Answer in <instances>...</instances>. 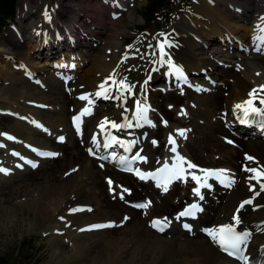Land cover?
I'll return each mask as SVG.
<instances>
[{
    "label": "bare ground",
    "instance_id": "bare-ground-1",
    "mask_svg": "<svg viewBox=\"0 0 264 264\" xmlns=\"http://www.w3.org/2000/svg\"><path fill=\"white\" fill-rule=\"evenodd\" d=\"M125 2L126 0H111L113 4L111 6L117 17L115 27L117 33L127 29L122 22V3ZM39 3L41 4L39 8L27 7L25 13L28 17H32L38 9L47 11L46 0H39ZM103 6L105 7L104 3ZM196 9L198 10L196 15L201 20L192 15L189 21L185 22L184 19L176 21V27L170 31L172 35L166 44L162 37H157L155 41H152L148 34L141 35L131 47H125L122 39H115L114 51L110 58L107 57L108 53L104 49L105 55L94 58L88 69L81 74L79 70L78 78L76 74L55 72L56 70L52 72L44 70L40 73L42 69L38 70L34 66L32 63L34 56L24 47V42L30 39L29 43L36 40V46L39 49H44L46 45L45 48L51 46V50L55 49L52 48L55 39L52 31L53 34L54 32L57 34L58 28L62 26L72 29L71 24L68 27L63 24L57 26L58 18L51 15L47 19L50 12L30 25L33 39L29 36L27 39L14 40L11 49L3 51V57L11 62L6 60L10 63V67L2 69L5 71L1 70V74L7 79L4 83L7 84H0V109L13 114L1 116L2 119L11 120L12 125L6 124L7 126L0 127V134H7L0 135V149L3 150H0V169H2L0 171V182L2 183L0 197L16 195L17 199L14 202L17 204L12 210L16 215H19L22 210L23 220L30 218L36 221L41 220V223L33 221L34 225L40 224L38 226L40 231L67 232L66 238L60 234L51 236L53 260L63 259L67 264H236L235 260L219 250L217 244L203 230L233 223L232 217L236 214L240 203L244 199L251 198L252 203L245 205L239 212L240 224L236 226V229L249 233L244 247L247 248L248 254L256 258L255 264L264 263V187H262L264 177L246 171L249 168H256L258 171L264 169V111L251 113V108H249L250 115L243 117L242 110L234 109L236 104L249 99L248 93L255 88L254 85H258L256 88L264 85V55L247 58L243 62L237 60L227 66L215 57L221 52L225 55L231 53L230 48L214 42L207 45L206 43H209L207 40L205 44L201 40V32L204 28L201 22L207 16L209 19L207 26L219 33L223 30L224 34L227 32L229 36L235 33L231 21L251 23L256 32L251 36L250 43L264 45V0H197ZM81 10H83L82 7L78 9V11ZM54 12L60 13L56 10ZM83 14V11L77 13L78 16ZM74 31L76 30L73 27L71 35ZM208 31L210 33V30ZM75 35L89 41L92 40L95 47L101 43L98 39L96 41L89 31L79 33L76 31ZM151 43L158 46L155 48L157 52L153 57L150 55L153 46ZM162 43L164 44L163 60H170L171 64L160 62L162 57L159 45ZM239 50L238 47L237 51L240 52ZM35 54L36 56L42 55L40 52H35ZM136 56L138 57L133 58ZM17 64H20L24 70L38 71L40 75L37 74L36 78L40 76L39 83L42 82L46 88L41 90L34 82L32 83L29 71H16L14 67ZM173 65L181 72H191L193 74L191 79L194 80L196 86L205 88L211 85L207 82L206 76H202L203 71L207 70L213 80L220 79L221 82L223 80L226 92L222 95V91L216 88L217 91L212 97L211 94L205 92L206 89L200 91V94L197 93L195 91L197 89H194L196 86L190 87L186 84L187 81L180 82V77L172 70ZM256 65H262L261 69ZM236 66H242L244 71L239 72ZM161 72L171 73V76H168L170 79L164 85L167 92L165 95H162L159 89L152 87V83L159 78L158 75ZM110 75L116 81L125 78L127 84L134 85L132 92H124L123 98H114L117 96L118 89L112 80H108ZM106 80L108 81L105 84L107 98L95 96L94 94L101 90L99 85ZM69 84L71 95L64 91V85L69 87ZM62 88L63 91L61 94L57 93L58 98L51 107L56 108L52 116L47 115L45 118L40 116V107L36 102H39L41 107L49 106L55 90H62ZM82 95L88 96L92 104L89 105L87 100H81L79 97ZM160 96H163L161 102L159 101ZM262 98H264V92H257L251 107L264 109V105L259 103ZM165 100L176 103H184L183 101L187 100L186 113L181 114L182 119H177L179 123L170 126L169 120L172 119V114ZM137 101L142 106L147 107L148 104L157 106V111L164 120L159 123L158 128L153 129L152 122L143 123L139 127L135 126L136 121L132 118L137 108ZM67 103H71L68 105L70 109ZM85 107L94 108V114L83 115L82 124L85 136H79L69 115L80 113ZM246 107L249 106L246 105ZM150 113L151 119L156 116V112L151 111ZM217 113L220 116H217ZM14 115L16 118L13 117ZM67 116L68 120H66ZM218 117L220 122L219 120L212 121ZM21 118L25 121H21ZM37 119L40 121L35 127L34 121ZM105 119L109 123L102 129L99 125ZM128 120L132 121L133 127H111V122L123 125ZM244 120L257 121L261 126L257 130L255 128L246 129L251 126V123L239 126ZM68 123H71L72 129L67 127ZM226 124L230 126V131L226 129ZM162 125H165L166 129ZM183 126H186V129H183ZM178 130H184V135H179ZM50 131L56 133L57 139L63 137L66 142L58 144L50 141L49 138L41 139ZM162 131L163 135L159 140V145L154 146L153 140L157 138L154 136L155 133ZM190 131L191 134H189ZM232 131H234L233 136L230 137H233L239 148L218 139L221 136L228 138L227 135ZM198 132L203 135V140L199 145L192 143L194 133ZM116 134L118 137L128 136L126 147L120 148L121 144L104 147L105 141L110 140ZM170 135L176 141L178 154L185 159L194 160L205 168L226 167L229 174L236 177L233 187L231 189L220 187L218 192L213 193L209 191L218 184L213 179H207L210 182L209 186H204L202 182L198 184L192 177L185 180L182 176L180 179L173 180L168 185V191L165 192L162 187L157 186L155 181L144 179L142 181L136 178L135 170L149 172L165 160H172L175 154L170 151L172 147L168 143ZM185 135L190 136L187 142L184 141ZM8 136L14 139H8ZM84 137H86L83 143L86 145V152L81 146ZM93 137L96 138L95 143ZM133 141L135 143H132ZM133 145L143 146L141 157L146 159L131 163L132 174L119 171L117 165L125 166L120 164L118 158L124 156L131 160L130 156L136 150L131 154L126 148L131 149ZM89 148L95 155L100 154L101 157H106V159L100 158V166L93 163ZM44 149L54 150L56 154L61 151L63 156L61 158L60 155L59 161L55 160L49 167L46 166L48 168L45 169V177L55 178L61 168L65 167V171L70 172L69 175H64L58 184H38L37 172L44 168V164L52 161V158L37 155ZM110 150L113 153L112 156L115 155L117 159L109 157L108 151ZM196 150L201 155L206 154L202 157L196 156L194 155ZM241 151L243 155L240 154ZM247 152L250 153L252 160L245 158L244 154ZM218 153H221L220 158L215 157ZM198 159H203L204 163L198 162ZM77 163L80 164L78 171L75 167ZM33 164L36 166L33 167ZM107 164L109 167H105ZM197 174L202 173H194V175ZM101 176H103L102 179ZM250 177L256 178L250 179ZM251 185L255 186L254 191L250 190ZM198 187L199 193L194 192V189ZM125 190H127L126 200L134 197L138 198L132 200L134 202L151 201L149 207L131 209L128 204H125V199H120ZM206 193V197L212 196L210 193H213L215 195L212 196L213 200L218 201L213 205L209 202L210 215L207 217L202 212L203 198ZM114 195H117L115 199L112 198ZM189 201L199 202L200 211L189 217L179 216L181 213L179 210ZM91 203L94 204L92 212L81 209L84 205H92ZM72 209H77V211H72ZM98 209L99 212H96ZM8 210L7 206L0 204V217L4 218ZM125 211L131 213L125 224L129 225L127 227H91L97 224H107L117 216H119L117 224L124 223ZM158 213L171 219L172 225L165 232L151 226L152 218L158 216ZM204 218L208 219V223H205ZM185 224H190L191 228H185ZM97 246H99L98 250L92 248ZM89 248L92 249L87 250ZM84 250L87 251L83 253Z\"/></svg>",
    "mask_w": 264,
    "mask_h": 264
},
{
    "label": "rangeland",
    "instance_id": "rangeland-1",
    "mask_svg": "<svg viewBox=\"0 0 264 264\" xmlns=\"http://www.w3.org/2000/svg\"><path fill=\"white\" fill-rule=\"evenodd\" d=\"M196 1L197 0H191L190 4H188L187 0H175V1L171 0L170 2L166 1L165 5L159 10L158 14L152 17L151 19L150 15L147 16V13H146V9L148 8V5H150V0H126L125 3H122V6H123L122 22L125 26H127V29H124L123 31H119L117 33L115 32L117 17H115L114 8L111 6L113 5L111 3V0H46L47 11H42V9H38V11H36V13L32 17H28L25 11L27 7L32 8V9L39 8V6L41 5L39 3V0H20L21 4H20L19 16L17 17L15 23L12 24V26L4 33L2 39L0 40V53H1L0 54V68H1L0 69V84H3L4 81L7 80L6 77H3V75L1 74V70L6 69L7 66L10 67V63L8 62H11L3 57V51L10 50L11 45H13L14 43V40L18 41L17 39H21V40L27 39L29 36L33 39L34 37L31 36L32 29L30 28V25L32 24V22L35 23L41 20L44 17V14H48L47 12H50V14L47 15V19L50 18V15L55 18H58L57 26L59 24H63L64 26L68 27L71 24L72 29L70 30L62 26L58 28L57 34L55 32L53 34V31H52V36L55 37L52 48H55V49L51 50L50 49L51 46H48V48H45L47 45L44 46V49L43 48L39 49L36 46L37 45V42H35L36 40H32V42L29 43L28 40L30 39L24 42L25 43L24 47L27 48L26 50H28V52L34 56V59L32 61L34 66L38 70L42 69L40 70V73L44 72V70L51 71V72L56 70L55 72L58 71L61 73H66V74L67 73L76 74V77L78 78L79 75L77 73L79 72V70H80L79 74H81L83 71H86L88 69V67L91 65L94 58L99 57L100 55H105L104 49L108 53L107 57L110 58V56L112 55L114 51V40L115 39L116 40L122 39L123 43L125 44V47H131L134 43L137 42V40L139 39L141 35L148 34L151 36L152 41H155L157 37H162L165 40V44H166V41L172 35L170 34V31L172 30V28L176 27L175 26L176 21L178 20L180 21V19H184L185 22L189 21L192 15L198 18V16L196 15V13L198 12V10L196 9ZM103 3L105 4V7L103 6ZM80 7L83 8V10L81 11L84 12L82 16L77 15L78 12H81V11H78ZM54 10L60 13L58 14L54 12ZM148 18H149V21H148ZM206 18H203V22H201L205 28V29L203 28V31L201 32V35L202 36L204 35V37L201 36L202 42L205 44L207 40L209 42V43H206L207 45H210L211 42H214L217 44L221 43L223 47L230 48V51H231V53H228L227 55H225V53L223 52H221L220 55H216L217 57L215 58L220 60L221 61L220 63L222 64L224 63L225 65L228 64L230 66L234 61H237V60H241L243 62L247 58H253L256 56L264 55V45L262 44L253 45V43H250L251 36H253L256 32V30H254V26L251 23L249 22L247 23L244 21H237V20L231 21L232 28L235 29V33L229 36L227 32L226 34H224L225 31L223 30H221L219 33L218 31L216 32L215 29H212L211 27L207 26L206 24L209 23V19L208 18L206 19ZM198 19L201 20V18H198ZM81 21L84 22V26L79 25ZM73 27L78 33L80 32L79 30L81 28L84 31H89L92 37L95 40L98 39V41H100L101 43L95 47L93 46L94 44L92 40L89 41L86 38H82V37L75 35L76 31H74V34L71 35L73 31ZM128 30H130V32H128ZM208 30H210V33H208L209 32ZM151 44L153 46H152V51L150 55L151 57H153L154 54L157 52L155 48H157L158 46L154 45V43H151ZM77 45L78 47H76ZM238 47L240 49L239 50L240 52L237 51ZM35 52L36 53L40 52L42 53V55L36 56ZM232 52H234V54ZM137 57L138 56L133 57V58H137ZM256 66L261 69L262 65H256ZM129 67H132V65H129ZM14 69H16V71L24 70V68L21 67L20 64H17L16 67H14ZM236 69L239 72L244 71L242 69V66H236ZM2 71H5V70H2ZM24 71L33 72L32 74L35 75V77L31 79L32 83L34 82V84L37 85L42 90L43 88L39 86L40 84L42 85V82L39 83V78L41 77L38 76V78H36L37 74L40 75L39 73H37L38 71L37 72L35 70L33 71L24 70ZM64 78H66V76H64ZM167 80H168V74L162 73L159 76V78L152 83V86L157 87L158 89L164 88L162 84H164V82ZM219 81L221 80L219 79ZM35 82H37L38 84ZM222 82L216 88H218V91L220 92L222 91L221 94L223 95V93L226 92V89L224 87V83L222 84ZM4 84H7V83H4ZM186 84L192 87V85H190L189 82H186ZM43 86L46 88L45 85ZM68 86H69L68 88H70L71 90V85L69 84ZM254 87L256 88L258 87V85L256 86L254 85ZM55 91L56 92L50 101L49 106L51 107L52 105L55 104L54 102L58 98L57 93L61 94V92L63 91V88L62 90L60 89V90H55ZM215 91H217V89H215L214 92L212 93L210 92L207 94L209 95L211 94L210 96L212 97L213 94L216 93ZM65 92L68 94V90H65ZM162 95H165V94H162ZM162 99H163V96H160L159 101L161 102ZM183 102L184 103L181 102L179 104H175L176 102L165 100V103L166 104L168 103V107L171 110L172 119L170 120V122L172 121L173 124L179 123L177 119L181 118L182 112L185 111L186 113L185 107L187 105L186 104L187 100ZM42 103H45V102H42ZM36 104L39 107H41L39 102H36ZM69 104L71 103H67L68 109H69V106H68ZM49 106L40 108V114H41L40 116L44 118L47 117V115L52 116L56 108L53 107L50 109ZM0 110H1L0 111V127L7 126L6 124L12 125L11 120L2 119L1 116L10 115V114L12 115L13 113L5 112L2 109ZM217 116H220V114L217 113ZM13 117L16 118L15 115ZM163 117L166 118V116H163ZM156 119L159 122H161L160 120L162 118L157 114ZM20 120L23 121L24 119H20ZM66 120H68V116L66 117ZM214 120L215 121L219 120L220 122L219 117L216 119H212V121ZM157 125L159 126V123H157ZM67 127L69 129H72L71 123H68ZM233 132H230L229 135H227L228 138L231 135L233 136ZM162 135H163V131H162L161 136ZM194 135L195 136L192 138L194 139L192 143L199 145L200 142H202L203 140L202 139L203 135L200 132L194 133ZM49 136H44L41 139L49 138V140L53 142L55 134H52L50 137ZM161 136H160V139H161ZM230 138L233 139V137H230ZM218 139L219 141L224 140L226 144H229L227 139H225L222 136L219 137ZM185 140H187V138H185ZM232 142L236 148H239V145L234 142V139ZM196 152H194V155L196 156L199 155L202 157V155L206 154V153H203L201 155L199 152H197L196 154ZM240 154L243 155V151H241ZM215 157L220 158L221 153L215 154ZM59 158L60 156L55 157L54 159H52L51 162L44 164L45 165L44 168L40 170L39 172H37L36 176H38L37 178L38 184L40 185L58 184L60 183L61 178L64 175L67 176L70 174V172L65 171L66 170V167H65V168H61V171H59L55 175V178L49 179L44 176L45 169H47L52 163H54L55 160L59 161ZM198 161H200V163L201 162L204 163L203 159H198ZM93 163L98 166V164L95 161H93ZM77 165H80V164L77 163ZM227 167H230V166H227ZM77 168H79V166ZM119 171H122V170H119ZM102 177L103 176H101V179ZM22 184L23 183H21V185ZM0 185H2L1 182H0ZM216 191H218L217 188H216ZM209 192H213V191L210 190ZM213 193H210V195L215 196ZM206 195L207 193L205 194V197ZM212 196H211V201L209 200V197L205 199V202H206V209L204 211V214L206 215L205 217L210 215L209 214V202L212 205L218 202V201L215 202ZM16 199H17L16 195L14 194L11 195L10 197H6V198L2 197L0 199V204L5 205L9 208L7 215L4 216V218L0 217V259L5 258L4 260H6L7 264H16V263L17 264H67L65 261H63V259H56V260L52 259V254H51L52 245L50 243V238L52 235L60 234L61 236L66 238L67 232L66 233L60 232L61 230H57L56 232L40 231L41 229L38 228L40 224L34 225L33 221H36V219L30 218L29 219L30 221L23 220L22 217L24 214L22 213V210H20L19 215H16V213L12 210V208L15 207L17 204L14 202V200ZM134 199H138V198H134ZM125 202L126 204H128V201H125ZM216 205L217 204H215V206ZM81 209L85 210V208H81ZM96 212H99V209ZM126 214L129 215V211H127ZM158 214H159L158 216L162 215V213H158ZM117 217L116 219H119V216ZM204 221L205 223H208V219L204 218ZM36 222L41 223V220H37ZM110 235L112 234L110 233ZM92 248H94L95 250H98L99 246L92 247ZM92 248H89L87 250H91ZM87 250H84L83 253H85ZM22 257L24 258L22 259Z\"/></svg>",
    "mask_w": 264,
    "mask_h": 264
},
{
    "label": "snow or ice",
    "instance_id": "snow-or-ice-1",
    "mask_svg": "<svg viewBox=\"0 0 264 264\" xmlns=\"http://www.w3.org/2000/svg\"><path fill=\"white\" fill-rule=\"evenodd\" d=\"M160 48V53H161V63H169L171 64V61H165L163 60V56H164V44H160L159 45ZM172 70L177 74V76H179L181 79H183V74L180 71V69L176 68L174 65L172 66ZM108 80H112L114 84L117 85V96L114 98H123V93L127 92V93H131L132 92V88L134 87V85H129L125 82V78H121L119 81H116L114 79V77L112 75L109 76ZM108 81L106 80L104 83H102L101 85H99V88L101 89L100 91H97L94 95L99 97V96H105V98H107V89L105 88V84ZM145 83H147V81H145ZM257 92H264V85L260 86L259 88H253L249 93V99H247L246 101L242 102V103H238L234 106L235 110H242V116L243 117H248L250 115V111L249 108H251V113H258V112H262L264 111V109L261 108H256V107H251L254 104V97L256 96ZM81 100H87L88 104L91 105L92 104V100L88 97V96H81L79 97ZM259 103L261 105H264V98L260 99ZM137 104V108L136 111L133 115V120L136 121L135 126L139 127L142 126L143 123H151L150 121L147 120L146 117V113H147V107L146 106H142L140 104L139 101L136 102ZM246 105H248L249 107H246ZM90 114V108L89 107H85L84 109H82V111L73 117V122L77 128V130H79L80 128V122H81V117L85 114ZM183 114V113H181ZM109 123V121L107 119H105L103 122L100 123L99 127L100 128H104L105 125H107ZM133 123L131 120H128L125 124L120 125L117 124L115 122H111V127L112 128H121V127H133ZM179 135L183 136L184 135V130H178ZM0 135H7V134H0ZM8 139H14L11 136L7 137ZM59 139L61 141H63V137H59ZM93 142H96V138L93 137ZM132 143H135V141H133ZM153 143H155V141H153ZM168 143L170 145H172V147L170 148V151L172 153H174L175 155L172 157V163L171 166L169 165L168 161L165 160L163 163V166L158 168L156 171L154 172H149L147 174H142L139 172V170H137V175H139L140 179H148L151 178L153 181L156 182L157 186L162 187L163 190L166 192L168 191V185L173 181V180H177L180 179L182 177V175L185 172V168L184 165L186 164L188 169H193L196 168L197 166L190 163V162H186L185 158L180 156L177 152V148H176V141L172 138V136H169L168 139ZM229 143H231V141H229ZM111 144H122L121 141L116 140L114 137H112L110 140L105 141L104 143V147H110ZM99 146V145H97ZM127 151H130V147L126 148ZM89 152L91 154L93 153V150L90 148ZM42 156H55L57 155L56 153H50V152H40L39 153ZM19 155V154H17ZM248 160H252L253 158L248 156L246 157ZM101 159H106V157H101ZM112 159H117V157L115 155L112 156ZM119 162L121 165L125 166V170L126 171H132L133 169L131 168V163L135 160H143L146 159L144 157H141L139 155V153L135 154L131 160H128L126 157L124 156H120L119 158ZM29 163H31L29 161ZM36 165L33 164V167H35ZM101 167H103V165H101ZM0 171H2V169H0ZM205 173H207V175H213L215 176L217 179L220 180L221 183H224L226 186L231 187L232 183H234V180L230 179L229 177H227L225 175V173L227 172V170L225 169H220V170H203ZM246 171H250L253 173H257V176L259 177H264V169L258 171L256 168H249L246 169ZM256 177H250V179H255ZM192 179L197 181V183H200L201 178L199 176L196 175H192ZM205 179H207V176L205 177ZM109 183L111 184V181H109ZM264 187V186H262ZM250 190H255V186L251 185L250 186ZM127 191V190H125ZM200 189L199 187L194 189V192L199 193ZM121 199H123V195L121 194ZM151 201L145 202V203H138L135 206L137 208H147L149 207ZM252 201L251 200H245L243 201L239 207L236 209V214L232 217V221L233 223L227 224V225H222L219 226L218 228H212V229H205L204 231L207 233V235L209 237H211V239L213 240V242H215L224 252L228 253L229 255H236L238 258L240 259H247L246 257L243 256L242 254V246L246 243V240L248 239L249 233L247 232H237L236 230V226L240 224V217H239V212L241 209L244 208L245 205L247 204H251ZM197 205L193 204L191 207L186 208L183 212H181L179 214V216H191L195 214V209H196ZM72 211H77V209H72ZM127 219V218H125ZM168 221L167 218H164L163 220L161 219H153L151 221V226L153 228H157L159 231H164L165 227L167 226ZM112 226L111 224H97V225H92V228H104V227H110ZM185 228H190L189 225L185 224L184 225ZM83 230V229H82Z\"/></svg>",
    "mask_w": 264,
    "mask_h": 264
},
{
    "label": "trees",
    "instance_id": "trees-1",
    "mask_svg": "<svg viewBox=\"0 0 264 264\" xmlns=\"http://www.w3.org/2000/svg\"><path fill=\"white\" fill-rule=\"evenodd\" d=\"M166 1L170 2L171 0H150V5H148L146 9L147 16L150 15L151 19L156 16L159 10L165 5ZM187 1L188 3L190 2V0ZM20 4V0H0V40L4 33L12 26V23L16 21L20 10ZM23 258L24 257H22V259ZM4 259H0V264H7Z\"/></svg>",
    "mask_w": 264,
    "mask_h": 264
}]
</instances>
